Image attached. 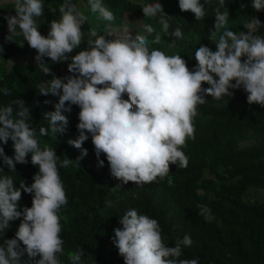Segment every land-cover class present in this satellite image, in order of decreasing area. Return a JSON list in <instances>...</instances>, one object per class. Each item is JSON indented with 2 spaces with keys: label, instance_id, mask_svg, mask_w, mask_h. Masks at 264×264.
Listing matches in <instances>:
<instances>
[{
  "label": "clouds",
  "instance_id": "1",
  "mask_svg": "<svg viewBox=\"0 0 264 264\" xmlns=\"http://www.w3.org/2000/svg\"><path fill=\"white\" fill-rule=\"evenodd\" d=\"M88 3L98 18L114 21L113 12L102 0H88ZM211 3L212 0H205V4ZM14 7L15 15L5 17L9 32L6 39L10 42L12 36L22 34L37 51L35 61L45 75L50 74L45 57L53 63L65 62L66 54L80 47L84 36L81 29L87 17L71 0H64L60 6L61 19L51 22L47 37L41 35L35 19L43 16L42 0H15ZM179 7L193 13L196 20L206 15L200 0H179ZM222 7L224 0H219L214 30L209 37L216 41L217 50L213 52L201 45L195 51L194 71L189 70L180 55L149 51V41L143 33L134 38L124 35L109 40L90 30L88 50L80 51L68 65V72L73 75L63 79L54 77L40 87L41 95H55L59 103L55 111L43 114L49 126L41 127L39 135L47 136L49 131L54 135L64 134L69 120L62 112L70 113L72 105L79 106V135L68 141L81 151L75 163L78 165L88 155L82 146L89 139L86 133H90L99 166H104L100 155L106 154L112 177L121 182L111 189L113 192L129 182L142 187L158 178L164 179L170 165L178 163L186 168L188 159L181 148L188 138L194 139L193 120L198 115V105L205 104L207 96L220 100L233 94L230 89L243 87L250 105L264 106V37L254 35L264 25L253 17L244 25L247 32L236 34L226 27L229 12H221ZM253 7L264 10V0H254ZM142 11L145 17H155L158 13L166 16L158 2L144 6ZM160 23L167 34L168 21L161 19ZM144 30L148 35L155 32L149 24L144 25ZM171 35L180 39L183 32L177 28ZM160 40V34L156 33L153 43ZM205 83L210 87L203 88ZM2 91L11 95L8 88ZM125 94L128 99L123 98ZM29 115L30 109L23 99L0 107V142L6 145L11 140L15 152L14 158H10L0 147L3 162L15 171L17 164L28 163L26 158L31 154V163L39 166L31 186L23 181L17 188L11 177L0 178V231L9 229L11 221L23 216L15 238L0 245V264H60L57 254H63L64 242L60 237L59 211L68 201L58 161L64 168L73 161L67 158L60 161L55 150L39 147L37 133L28 123ZM22 192L34 196L32 207L20 212L17 206ZM106 205L113 206L110 201ZM199 207V214L211 222L214 219L211 210L206 205ZM119 223L122 228L114 230L113 243L125 264H198L199 258L179 259L182 248L193 243L189 236L176 238L174 247L166 246L158 221L138 214L136 209L126 211ZM82 254V251L69 253L71 264H81ZM25 255L27 261L22 260Z\"/></svg>",
  "mask_w": 264,
  "mask_h": 264
},
{
  "label": "trees",
  "instance_id": "2",
  "mask_svg": "<svg viewBox=\"0 0 264 264\" xmlns=\"http://www.w3.org/2000/svg\"><path fill=\"white\" fill-rule=\"evenodd\" d=\"M2 2H10L6 15L1 10ZM71 2L79 11L82 7L88 9L81 11L87 17L81 29L84 32L82 43L79 48L66 54L68 60L65 62L53 63L45 57L44 63L50 69V74L45 75L37 67L36 61L28 65L8 63L31 54L34 49L22 34L12 36L10 42L6 39L9 32L5 17L15 15V3L0 0V107L23 99L30 109L28 123L37 133L39 147L42 150H55L60 161L65 158L73 161L67 168L60 167L58 161V171L68 201L59 211L60 237L64 242L63 254H57L60 264H71L69 253L77 251L83 253L81 264H125L113 243V237L114 230L122 228L119 218L129 209H136L138 214L157 220L166 246L174 247L176 238L189 236L193 243L190 247L182 248L179 259L199 258L198 264H264V106L250 105L247 102L248 93L243 87L230 89L233 94L220 100L207 96L206 103L198 105V115L193 120L194 139L188 138L181 148L188 159V166L181 168L178 163L170 165L164 179L158 178L142 187L129 182L115 192L111 190L121 182L112 177L109 163L104 171L97 168L99 161L90 133H86L89 139L82 147L90 149L96 161L86 162L84 157L78 161V165L75 163L80 156L74 154L77 149L70 146L68 141L79 135V106L72 105L70 113L62 112L69 120L64 134L54 135L49 131L47 136L39 135L41 127L49 126L43 114L55 111V105L59 103V97L55 95H41L40 87L54 77L63 79L73 75L68 72V65L72 57L88 50L90 30L114 40L115 34H120L125 26L134 28V17L142 18L146 20L144 25L149 24L155 29L154 34L148 35L142 26V33L149 41V51L160 50L169 56L180 55L189 70L194 71L197 67L195 51L201 45L213 52L217 50L216 41H211L209 37L214 30L215 8L219 7V0H212L211 4L200 0L206 11L202 20H196L191 12L182 11L179 0H102L103 5L113 12V22L92 13L88 0ZM156 2L163 6L166 16L158 13L155 17H145L142 8ZM253 2L224 0V7L220 11L229 12L226 26L229 30L236 34L246 33L244 25L253 17L264 25V10L257 11ZM42 3L43 16L35 19L41 35L47 37L51 22L61 19L59 8L64 0H42ZM92 15L94 18L90 19ZM161 19L167 20L170 25L167 34L162 30ZM42 25L48 32L41 31ZM177 28L183 32L180 39L171 35ZM17 32H20L19 28ZM156 33L161 36L158 44L153 43ZM254 35L264 37V27ZM34 53L35 56L38 54L36 50ZM244 59L246 57L242 61ZM202 87L206 89L210 85L205 83ZM4 88H8L11 95H5L2 91ZM123 98L128 99L127 94ZM45 101L49 103L45 104ZM0 147L4 148L5 155L14 158L11 140L6 145L0 142ZM26 159L27 164H17L15 171H11L0 157V178L11 177L17 188L23 181L31 186L39 166L31 163V154ZM99 160L106 162V154L102 153ZM33 196L22 192L17 211L31 208ZM109 201L112 207H107L106 202ZM200 205H206L211 210L214 217L211 222L199 214ZM22 220L23 216L11 221L9 229L0 231V245L4 240L15 238ZM21 247H24L22 242ZM22 260L27 261V255Z\"/></svg>",
  "mask_w": 264,
  "mask_h": 264
},
{
  "label": "rangeland",
  "instance_id": "3",
  "mask_svg": "<svg viewBox=\"0 0 264 264\" xmlns=\"http://www.w3.org/2000/svg\"><path fill=\"white\" fill-rule=\"evenodd\" d=\"M10 1H11V3H15V0H10ZM8 3H10V2H8ZM8 3H6V2H2L1 3V4H3L2 5V9H1L3 11V15H6L8 13V7H7L9 5ZM85 10L88 11V9L82 7V9L80 11L83 12ZM93 18H94L93 15L90 16V19H93ZM133 20L135 21L134 28L132 29L131 28V25L125 26V28L123 30H121L120 34L119 33L115 34L116 35V39L121 38L124 35H132V36H135L137 34L143 35L142 34V32H143L142 31V26L144 25V21H146V20H144L142 18H139V17H137V18L134 17ZM150 23H152V22H150ZM40 28H41V31L43 33H44V31H47L48 32V29L45 26L42 25ZM129 33H131V34H129ZM34 52H35V49H34V51L31 54L26 55V56L21 57V58H17L15 60H10L8 63L10 65H13L11 63H17V62H19V63H22L23 65H28V64H30V63H32V62L35 61V53ZM87 150H88L87 151L88 152V155L86 156V160L85 161L86 162L87 161L88 162L89 161L90 162H95L96 161V157L93 155V152L90 149H87ZM74 154L77 155V156H81V151L79 149H77ZM107 163H108L107 161L106 162L104 161V166L103 167H100L99 166V163H97L96 166H97V168H99V169H101V170L104 171L105 168L108 166ZM82 164H84V163H82ZM251 198H253V196Z\"/></svg>",
  "mask_w": 264,
  "mask_h": 264
}]
</instances>
